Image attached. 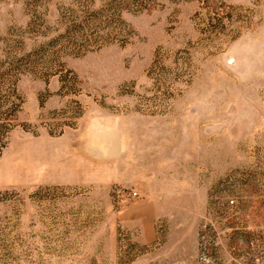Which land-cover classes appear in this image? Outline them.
<instances>
[{
  "label": "rangeland",
  "instance_id": "obj_1",
  "mask_svg": "<svg viewBox=\"0 0 264 264\" xmlns=\"http://www.w3.org/2000/svg\"><path fill=\"white\" fill-rule=\"evenodd\" d=\"M0 264H264V0H0Z\"/></svg>",
  "mask_w": 264,
  "mask_h": 264
},
{
  "label": "water",
  "instance_id": "obj_2",
  "mask_svg": "<svg viewBox=\"0 0 264 264\" xmlns=\"http://www.w3.org/2000/svg\"><path fill=\"white\" fill-rule=\"evenodd\" d=\"M231 61V60H230Z\"/></svg>",
  "mask_w": 264,
  "mask_h": 264
}]
</instances>
